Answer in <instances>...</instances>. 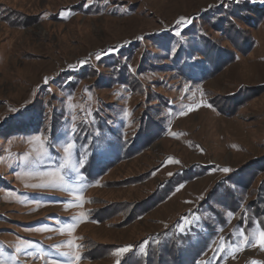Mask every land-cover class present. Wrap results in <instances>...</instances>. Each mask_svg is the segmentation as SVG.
Here are the masks:
<instances>
[{
    "label": "rangeland",
    "instance_id": "obj_1",
    "mask_svg": "<svg viewBox=\"0 0 264 264\" xmlns=\"http://www.w3.org/2000/svg\"><path fill=\"white\" fill-rule=\"evenodd\" d=\"M235 1L0 0V260L66 264L53 247L65 245L78 264H130L115 251L132 245L139 264H186L206 241L192 264H264L259 244L216 252L222 236L240 244V229H264V10L246 18ZM185 58L191 75L175 68ZM106 122L121 144L93 150ZM67 143L85 179L69 171V190L32 187ZM80 184L83 202L64 203Z\"/></svg>",
    "mask_w": 264,
    "mask_h": 264
},
{
    "label": "snow or ice",
    "instance_id": "obj_2",
    "mask_svg": "<svg viewBox=\"0 0 264 264\" xmlns=\"http://www.w3.org/2000/svg\"><path fill=\"white\" fill-rule=\"evenodd\" d=\"M178 22L186 23L190 21L188 18L181 17ZM45 80L47 82V78H45ZM200 106H206L209 108L212 107L211 104H205V103H202ZM187 107L189 110H196L191 105H188ZM12 110L15 111V109H12ZM185 114L186 112L182 110L181 115H185ZM74 130H75V125L73 126V131ZM30 143H34L38 145V148L36 149L38 154L46 155L48 153V148L46 147V141H44L40 136L34 137L32 141H30ZM75 148H76V145L74 143H67L63 148V162L60 163L57 167L49 169L48 171L36 173L38 177L45 178L44 182L40 184H36V185H31V186L38 187V188H45V189H54V190L55 189L69 190L66 187L68 185L67 176H68L69 171H74L78 173V175L76 176V179L78 181L84 180L85 177L82 174H79V170L83 166L84 161L79 158H77L75 161L73 160ZM174 162L179 163V161H174ZM222 171L227 173L230 171V169L223 168ZM72 191L74 192L75 199L65 201L64 203L76 204L77 201H80L82 203L83 202L82 193L84 191L83 184H80L77 189H73ZM201 199H203V197H201ZM77 206H80V205L77 204ZM81 221H82V216H81ZM185 223L188 224L189 227H191L190 221L185 220ZM75 227H76L75 223H66L63 225V229L67 230V232L69 233H71ZM46 230H49V229L47 227L38 229V231H46ZM240 235L242 238L240 244L230 243L226 238L222 236L220 238L221 240L220 246L216 249V252L227 254L231 250L232 247L240 248L241 245L246 246V247H254L257 244H259V246L262 249H264V229L260 230L258 233H251V234H246L243 229H240ZM22 243L28 244V242H22ZM148 243H149L148 241H145L143 245L140 247V252L142 254H145V255L147 254L146 249H147ZM64 246L65 245H54L53 247L59 253L60 256L69 257L66 264H78L79 260L81 259L79 253L73 252V251H61V248ZM66 246L70 249H79L80 247H82V245L78 243H74L73 241H67ZM20 250H21L20 248L16 249L17 252H19ZM134 252H135L134 246L128 245V246H124V247L116 249L115 255L120 256V257H124L127 255L130 257L131 254H133ZM0 264H7V262L0 260ZM51 264H65V262L61 260L53 259L51 261ZM116 264H120V260H117Z\"/></svg>",
    "mask_w": 264,
    "mask_h": 264
},
{
    "label": "trees",
    "instance_id": "obj_3",
    "mask_svg": "<svg viewBox=\"0 0 264 264\" xmlns=\"http://www.w3.org/2000/svg\"><path fill=\"white\" fill-rule=\"evenodd\" d=\"M252 1L254 0H237L235 1L236 3H232L234 6H236L238 9V13L240 15H242L243 17H246V18H249L248 14H251L253 11H250L249 10H253L256 12V13H259L260 11H262V9L264 10V4L263 5H259L257 3L253 4V5H250L252 4ZM233 2V1H231ZM252 7V8H251ZM251 8V9H250ZM254 14V13H253ZM227 15L229 16L226 23L230 26L226 27L224 29H227L229 30L230 32H232L234 30V26L231 25V21H234L235 19V16L234 15H231L230 13H227ZM232 16V17H231ZM231 17V18H230ZM234 17V18H233ZM191 24V23H190ZM233 24V22H232ZM189 31L192 29V28H188ZM196 58V57H195ZM195 58H193V61L195 60ZM200 59V58H199ZM182 62H179L178 65L175 64V68L177 69V71H180L181 74H185L187 72V74L191 75L193 71L192 69V64H190V62H188V58H185V59H181ZM192 61V60H191ZM205 64H204V68L205 70H209V67H208V64H207V60L206 58L204 59L203 61ZM209 62V61H208ZM217 68V66H215ZM120 69H121V66H120ZM213 71V69H212ZM209 72V71H206V73ZM215 73V71H214ZM196 80V79H194ZM171 105L170 102H168V107ZM147 122H148V125H146V128L142 131V133L144 134V137L146 138H143L144 140L146 141H150V138L151 137H155L153 135H158V123H157V120L155 119V121L153 122V119H151L150 117L147 119ZM57 126V124H55L54 126V129L53 131H55V127ZM60 126V124H59ZM147 129V130H146ZM113 129H111L110 127V124L106 122V124H103V123H100L98 124V126L92 131V140H90V145L91 146H94L95 147L93 148V150H96L98 144H103V145H106L107 147V150L109 149H113V147H116L118 143L121 144L120 140L118 139V137L116 135H113ZM146 131V132H145ZM141 133V132H140ZM138 133L137 137L140 138L141 137V134ZM115 136L117 138V140L115 141ZM88 136H86L87 138ZM88 139V138H87ZM121 148H124L123 146ZM92 150V155L95 153L94 151ZM263 160H261L262 162ZM261 164V163H260ZM86 165V164H85ZM87 166V165H86ZM205 167H208L207 165ZM237 170H234V172H236ZM183 171H181L182 173ZM234 172H232L230 174V178H232V180H234L235 182H238V179H237V175H234ZM88 178L92 177L90 173H86ZM233 174V175H232ZM249 180V179H248ZM247 180V181H248ZM180 183L177 184V186H179ZM176 186V187H177ZM228 193L229 191L227 192V196H228ZM179 245V244H178ZM206 241L205 242H201L200 245H192L190 246V252L192 253V256H193V259H187L186 261V264H192L194 263V258L196 257L197 259L199 258V254H201L202 251H204V249L206 248ZM159 246V245H158ZM158 249L156 250H159L158 253L161 252V250H165L167 249V247L165 246H160L157 247ZM177 250H182V251H189V246L187 244L186 247H184V245H182V243L177 247ZM198 256V257H197ZM131 260L130 261V264H139V260L136 258V257H133V255L131 254ZM148 258H146L147 260L149 259V256H147ZM140 260L142 258H139ZM193 260V261H192ZM127 262L124 261L123 264H126ZM122 264V263H121ZM146 264V263H145Z\"/></svg>",
    "mask_w": 264,
    "mask_h": 264
}]
</instances>
